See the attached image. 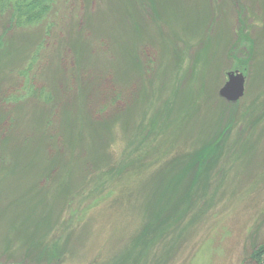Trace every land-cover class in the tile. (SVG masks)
<instances>
[{
    "label": "rangeland",
    "instance_id": "obj_1",
    "mask_svg": "<svg viewBox=\"0 0 264 264\" xmlns=\"http://www.w3.org/2000/svg\"><path fill=\"white\" fill-rule=\"evenodd\" d=\"M262 247L264 0L0 13V264H256Z\"/></svg>",
    "mask_w": 264,
    "mask_h": 264
},
{
    "label": "trees",
    "instance_id": "obj_2",
    "mask_svg": "<svg viewBox=\"0 0 264 264\" xmlns=\"http://www.w3.org/2000/svg\"><path fill=\"white\" fill-rule=\"evenodd\" d=\"M53 0H2L0 13H12L18 23H37L47 14ZM42 14V16H41ZM256 264H264V247L251 257Z\"/></svg>",
    "mask_w": 264,
    "mask_h": 264
},
{
    "label": "water",
    "instance_id": "obj_3",
    "mask_svg": "<svg viewBox=\"0 0 264 264\" xmlns=\"http://www.w3.org/2000/svg\"><path fill=\"white\" fill-rule=\"evenodd\" d=\"M244 79L240 75L227 73V82L219 90V96L227 101L234 102L241 97Z\"/></svg>",
    "mask_w": 264,
    "mask_h": 264
}]
</instances>
